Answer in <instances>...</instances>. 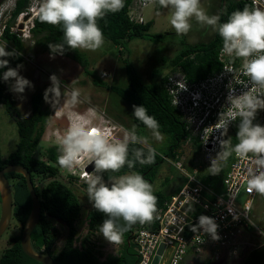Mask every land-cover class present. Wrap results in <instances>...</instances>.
I'll list each match as a JSON object with an SVG mask.
<instances>
[{
    "label": "clouds",
    "instance_id": "9594fccd",
    "mask_svg": "<svg viewBox=\"0 0 264 264\" xmlns=\"http://www.w3.org/2000/svg\"><path fill=\"white\" fill-rule=\"evenodd\" d=\"M158 4L169 10V24L177 35L188 33L191 21L195 19L215 28L221 38L220 51L223 54L240 59V67L235 69L239 73L235 84L231 87L227 85V110L218 115V125L227 138L218 141L219 151L210 157L208 170L211 175H216L230 156L247 157L251 153L253 167L246 177L248 189L264 194V125L255 122L257 111L264 109V95L249 90L250 85L264 88V9L245 5L232 11L221 22L219 14L207 13L202 0H158ZM123 7L124 0H39L36 12L41 23L59 27L62 32L60 42L49 43L48 48L52 55H63L68 50L94 51L101 48L105 37L97 21L109 13L119 12ZM29 14L31 18L35 16ZM7 43L0 39V81L11 82L9 90L22 96L25 89H31L33 85L19 74L21 65L15 68L8 66V58L18 53L6 50ZM241 76L247 79H241ZM49 81L44 99L50 104L54 98L59 102L65 85L55 74L49 76ZM236 85L240 86L239 92L234 87ZM80 97L78 88L71 89L70 106L78 104ZM70 113L73 115L67 116L70 124L61 137V154L57 163L61 168H71L84 156L93 161L95 172L86 179V194L92 207L105 217L96 232L107 242L119 245L124 233L133 225L150 223L155 217L157 197L153 186L141 173L132 169L136 164L153 163L157 155L154 142H163L165 136L157 119L148 114L143 104L133 105L132 116L149 131V135L138 134L137 125L133 124L130 128L122 127V139L114 141L110 140L112 126H91V121L80 113L73 110ZM233 122H236L237 128L234 144L227 136ZM130 145L135 147L130 149ZM125 166L128 172L105 180L103 173H119ZM82 175L84 173L80 174L81 178ZM217 227L213 218L200 215L192 230L201 229L216 240Z\"/></svg>",
    "mask_w": 264,
    "mask_h": 264
},
{
    "label": "trees",
    "instance_id": "16d2710c",
    "mask_svg": "<svg viewBox=\"0 0 264 264\" xmlns=\"http://www.w3.org/2000/svg\"><path fill=\"white\" fill-rule=\"evenodd\" d=\"M38 0H34L36 3ZM32 2L30 0H16L13 8L9 12V19L4 23L0 39L8 41L9 47L6 50H15V55L9 60V67L15 68L17 65L24 64V43L22 39L11 31L15 19L24 13ZM132 0H124V7L117 13H109L103 19L97 21L102 29L105 40L115 46L121 47L127 52V45L133 39L150 41L153 43L163 42L168 35L150 34L151 21L134 23L128 17V7ZM33 4V5H34ZM156 8L161 7L156 0ZM245 5L252 8L248 0H221L218 14L221 16V22L227 19L228 14L237 9H242ZM32 38L40 42L42 48L50 55L49 43H58L62 38V32L58 26L41 23L38 16L32 18V27L29 29ZM221 38L214 31L213 38L205 43H199L192 46H183L167 63L162 60V65L170 67L171 73L159 79V70L152 72L150 83L143 82L135 67L127 59L123 60L126 75V86L120 87L109 85L100 80L98 76L87 69V59L77 50L65 51L63 55H55L69 58L76 61L83 69L86 76L90 77L95 87L104 88L114 94L123 102L129 104L130 115L133 124L137 125L139 130L146 129L139 121L132 116L133 105H142L148 110V114L154 116L160 124V131L168 138L167 151L158 153L154 162L148 165L136 164L134 171L142 174L145 180L150 184L156 179L159 168L165 159L179 160V151L182 144L190 136L189 130L183 121L182 114L172 104V99L166 90L165 85L170 75H174L177 70L184 73L187 84L198 83L208 77L221 71L223 64L218 59L221 48ZM194 53V57H190ZM186 56L185 59H182ZM236 59V58H234ZM6 70V69H5ZM11 82L0 81V106L4 108L5 113L14 121L17 133V142L15 150L2 158L0 151V170L7 165H19L29 174L34 186L35 194L40 204V218L38 224L31 232V245L35 251L51 256L54 264H136L137 254L132 243V234L135 230L146 227L153 228L154 221L143 225L137 223L124 233L122 245L123 250L116 256H109L105 260H100L101 252L97 244L95 235H97V226L105 218L103 214L97 212L92 204L85 213L83 223L86 224L87 234L81 236L78 232V224L81 223V204L73 188V183L80 182L84 190L87 188L85 181H79L77 178L66 175L67 181L59 178L56 166L59 156V147L54 146L47 149V161L36 159L33 153L37 147L39 137L43 126L47 123L49 113L43 107L45 102L44 92H38L30 97V115L27 118L21 116L14 99L13 93L9 90ZM138 134L139 131H137ZM193 154L197 153L199 143L196 139H191ZM131 147H135L130 145ZM165 158V159H164ZM230 157L223 163L221 171L216 175L201 174V180L212 189L219 191L221 188V175L224 172ZM192 160L186 161L185 167L191 170ZM125 166L119 173H103L105 180L113 175H120L128 172ZM8 180L12 192V217L11 220L19 225V234L12 236L8 241V247L0 256V264H40L27 257L21 250L20 236L25 220L31 209V199L22 175L17 173H8L4 175ZM40 177L47 182L40 188L36 187L33 178ZM181 182L170 192L161 190L153 191L157 197L156 208L161 207L173 193L177 192L183 184ZM58 224L63 225L66 234L63 244L59 249L55 244L61 236V230ZM241 264H264V246H256L250 250Z\"/></svg>",
    "mask_w": 264,
    "mask_h": 264
},
{
    "label": "rangeland",
    "instance_id": "374dc122",
    "mask_svg": "<svg viewBox=\"0 0 264 264\" xmlns=\"http://www.w3.org/2000/svg\"><path fill=\"white\" fill-rule=\"evenodd\" d=\"M15 1L0 0V35L4 23L9 19V12L13 8ZM30 2L33 3L34 0H30ZM36 3H39V0ZM220 4L221 0H202V6L209 15L218 14ZM29 7L26 10L28 12ZM26 11L15 19L11 27V31L19 36L24 43V64L20 68L19 74L27 78L33 85L31 89L26 88L22 96L13 93L16 106L21 116L27 118L30 115V97L35 93L45 92V89L50 86V75H57L65 85L59 102L54 98L51 104L46 101L43 104V107L48 110L49 117L47 123L43 126L37 147L33 153L34 158L47 161V149L54 146L59 147L58 153L59 155L61 154L60 140L70 124V118H67V116L73 115L70 113L71 110L75 113H80L91 121V126L107 128L108 126L109 128L112 126L110 140L122 139L123 132L121 128H130L133 125L129 104L120 100L110 91L95 87L90 77L84 74L82 67L76 61L62 56L50 55L45 51L40 42L34 40L29 33L32 18L31 14H27ZM141 16L145 22H152L149 30L150 34H168L163 42L153 43L133 39L127 45V52L106 40L101 48L94 51L78 49L87 59V69L93 71L100 80L109 85L126 86L124 59H127L135 67L137 73L145 83L151 82L152 72L154 70L160 71L157 79L168 75L171 73V69L165 65L163 66L162 60L167 63L179 51L181 44L183 46V41L188 45L209 42L213 38L215 31V28L212 26L201 24L193 19L189 32L183 35H177L169 24V10L162 7L158 10L156 4H150L145 7L141 12ZM7 47H9V44H7ZM174 75L180 78L177 74ZM73 88L80 90L81 97L78 104L70 106L68 103L69 92ZM89 109H93V111H89ZM137 131H139L140 135H149L147 129L139 130L137 128ZM193 138L196 139L193 135L189 136L180 147L179 151L181 154L179 155V161L185 165L186 161L193 159L192 165H201L202 168H205L207 167L205 166L206 163L202 161L200 154H193L192 152L191 139ZM16 142L17 133L15 123L5 113L2 107L0 108V151L2 158H5L15 150ZM154 146L158 153L165 154L168 146L167 136H165V140L161 143L154 142ZM174 162L173 159H169L161 164L156 179L151 184L153 191L161 190L163 192H170L180 184L182 177L179 171L174 168ZM92 165H94L93 161L87 157L83 161L74 163L71 168H61L59 165L56 168L59 178L63 179L64 182L67 181L66 175H71L79 181L86 182L87 177L95 172L94 167L87 172V169ZM204 171L201 174L205 176L206 171ZM81 173H84L82 176L86 174L87 177H83L84 179L81 178ZM33 182L36 187L40 188L47 180L35 177V179L33 178ZM72 186L81 204V223L78 224V232L83 236L86 233V224L82 221L91 202L87 197L86 190L80 185V182H75ZM251 220L256 228L264 233V194L258 193L253 206ZM58 227L61 230V236L55 244L56 249L62 246L66 234V228L63 225L58 224ZM19 230V225L11 220L9 228L0 237V256L8 247L9 239L14 235H18ZM252 239L256 246H264V238L260 235L258 236L257 233L254 237L252 236ZM96 240L100 241L99 239ZM228 259L229 257L224 258V260H220L214 264H241L240 260H234L231 263ZM204 262L205 264H211L209 257H206Z\"/></svg>",
    "mask_w": 264,
    "mask_h": 264
},
{
    "label": "built area",
    "instance_id": "2783aa9c",
    "mask_svg": "<svg viewBox=\"0 0 264 264\" xmlns=\"http://www.w3.org/2000/svg\"><path fill=\"white\" fill-rule=\"evenodd\" d=\"M253 7L264 9L263 0H248ZM155 0H132L128 7V17L134 23H145L142 10ZM32 3L27 14L37 15L38 6ZM222 45V44H221ZM221 49V48H220ZM219 61L223 64L220 72L198 83L187 84L182 78L170 75L165 85L172 104L182 114L183 121L199 143L197 153L206 164L192 165L188 170L179 160L173 163L183 178L180 189L170 195L164 204L157 208L154 227H142L132 234V243L137 254L136 264H152L156 251L163 245L156 264H181L188 254L207 256L211 264L229 257V261L239 258L242 252V239L247 231H255L264 238V233L256 228L252 219L253 206L258 193L249 191L246 177L253 167L252 154L247 157L230 156L229 162L221 175L219 191L207 186L201 180L202 171L211 175L208 166L210 157L219 151L218 141L223 138L218 125L219 113L225 112L228 88L235 84L239 75L235 69L240 67L239 58H232L219 50ZM247 79L246 77H240ZM185 85V87H184ZM239 92V85L234 86ZM203 89V91H202ZM257 95H264V88H253ZM177 101V103H176ZM256 123L264 125V109L257 111ZM236 122L227 132L232 143H236ZM204 171V172H205ZM205 215L214 219L217 224L218 239L213 240L203 230H192L197 218Z\"/></svg>",
    "mask_w": 264,
    "mask_h": 264
},
{
    "label": "water",
    "instance_id": "95a60500",
    "mask_svg": "<svg viewBox=\"0 0 264 264\" xmlns=\"http://www.w3.org/2000/svg\"><path fill=\"white\" fill-rule=\"evenodd\" d=\"M92 165L87 172L93 169ZM17 173L23 176L26 187L31 199V209L23 225L20 246L22 252L30 259L40 264H54L52 258L48 254L40 253L34 250L31 245L30 235L34 227L38 224L40 218V204L38 197L35 194L34 186L30 178V174L19 165H7L0 170V237L9 228L11 217H12V192L8 180L5 178V174ZM163 250V245H160L156 251V255L153 259L152 264H156Z\"/></svg>",
    "mask_w": 264,
    "mask_h": 264
},
{
    "label": "crops",
    "instance_id": "0c3cea01",
    "mask_svg": "<svg viewBox=\"0 0 264 264\" xmlns=\"http://www.w3.org/2000/svg\"><path fill=\"white\" fill-rule=\"evenodd\" d=\"M255 235H256V232L252 231V230L247 231L244 234L243 239H242V252H241L239 258L236 259L235 261L240 260L241 261L240 263H242L246 254L256 246L254 240L252 239V236L254 237ZM97 237H98L97 239L100 240V241L97 240V244H98V247H99L100 252H101L100 260H105L109 256L114 257V256L118 255L120 252H122V250H123L122 242L119 245H113V244L107 242L101 235L97 234ZM206 257L205 256L198 257V256H195L193 254H188L184 258V260L181 264H205L204 260ZM230 262L232 263L233 260Z\"/></svg>",
    "mask_w": 264,
    "mask_h": 264
},
{
    "label": "flooded vegetation",
    "instance_id": "af4514ba",
    "mask_svg": "<svg viewBox=\"0 0 264 264\" xmlns=\"http://www.w3.org/2000/svg\"><path fill=\"white\" fill-rule=\"evenodd\" d=\"M183 43V46H192V45H188L185 41L182 42ZM180 46V45H179ZM182 44L180 46V49L183 47ZM179 49V50H180ZM179 52V51H178ZM177 52V53H178ZM191 56L190 57H194V53H191L190 54ZM186 56H183L182 59H185ZM174 74H177L180 78H182L184 81L186 80L185 77H184V73L181 71V70H177ZM168 147V146H167ZM165 159V158H164ZM168 160V159H165V161ZM87 229H86V233L85 235L87 234ZM95 238L97 239V235H95Z\"/></svg>",
    "mask_w": 264,
    "mask_h": 264
},
{
    "label": "bare ground",
    "instance_id": "6f19581e",
    "mask_svg": "<svg viewBox=\"0 0 264 264\" xmlns=\"http://www.w3.org/2000/svg\"><path fill=\"white\" fill-rule=\"evenodd\" d=\"M88 156H84L83 158H81L79 161H83L85 158H87ZM82 177H87V175L85 174V176Z\"/></svg>",
    "mask_w": 264,
    "mask_h": 264
}]
</instances>
